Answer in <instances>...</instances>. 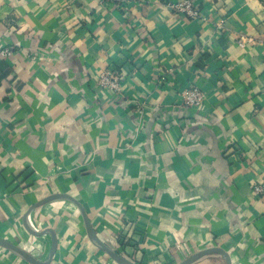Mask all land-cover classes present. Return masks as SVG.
<instances>
[{
  "label": "crops",
  "instance_id": "1",
  "mask_svg": "<svg viewBox=\"0 0 264 264\" xmlns=\"http://www.w3.org/2000/svg\"><path fill=\"white\" fill-rule=\"evenodd\" d=\"M165 1L0 0V238L41 264H264V0Z\"/></svg>",
  "mask_w": 264,
  "mask_h": 264
},
{
  "label": "built area",
  "instance_id": "2",
  "mask_svg": "<svg viewBox=\"0 0 264 264\" xmlns=\"http://www.w3.org/2000/svg\"><path fill=\"white\" fill-rule=\"evenodd\" d=\"M107 4H118L123 3L126 0H101ZM165 5L171 11L180 14L184 19H198L203 16L202 8L194 0H168L165 1ZM264 44V37L260 39ZM239 44L244 46L243 37L239 40ZM14 46L0 44V59L10 57L13 54ZM264 54V50H263ZM99 83L104 88H109L114 91H120V77L116 70H105L99 76ZM182 103L185 106L193 108H201L206 99L205 92L198 86L186 87L180 93ZM255 191L260 195L264 196V180L258 182L254 186Z\"/></svg>",
  "mask_w": 264,
  "mask_h": 264
},
{
  "label": "water",
  "instance_id": "3",
  "mask_svg": "<svg viewBox=\"0 0 264 264\" xmlns=\"http://www.w3.org/2000/svg\"><path fill=\"white\" fill-rule=\"evenodd\" d=\"M52 197H55V196H52ZM48 199H50V198H48ZM44 232L37 231L38 234H43ZM92 237H93V235H92ZM93 239H95V241L97 240L96 243H98L103 249L108 251L110 253V255H112V257L115 258L120 264H134L130 260L125 258L124 256H121L119 253L111 250L110 248H108L104 244H101V242L97 239V237H93ZM0 245H3L5 247L13 250L14 252L18 253L22 257H24V258H26V259L34 262V263L41 264V262L37 261L36 258L33 257L29 252H27L26 250L22 249L21 247L17 246L16 244H14L8 240L0 238ZM55 246H56V241L54 240L53 251H54ZM209 251H211V250H206V252H209ZM206 252H200V254L193 255L190 258H188L187 260H185L184 262H182L181 264H188Z\"/></svg>",
  "mask_w": 264,
  "mask_h": 264
},
{
  "label": "bare ground",
  "instance_id": "4",
  "mask_svg": "<svg viewBox=\"0 0 264 264\" xmlns=\"http://www.w3.org/2000/svg\"><path fill=\"white\" fill-rule=\"evenodd\" d=\"M30 249V248H29Z\"/></svg>",
  "mask_w": 264,
  "mask_h": 264
}]
</instances>
